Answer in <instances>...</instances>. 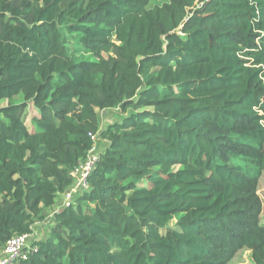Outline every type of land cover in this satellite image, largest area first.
Wrapping results in <instances>:
<instances>
[{
  "label": "trees",
  "instance_id": "trees-1",
  "mask_svg": "<svg viewBox=\"0 0 264 264\" xmlns=\"http://www.w3.org/2000/svg\"><path fill=\"white\" fill-rule=\"evenodd\" d=\"M263 173L264 0H0L11 264H264Z\"/></svg>",
  "mask_w": 264,
  "mask_h": 264
},
{
  "label": "built area",
  "instance_id": "built-area-1",
  "mask_svg": "<svg viewBox=\"0 0 264 264\" xmlns=\"http://www.w3.org/2000/svg\"><path fill=\"white\" fill-rule=\"evenodd\" d=\"M89 136L94 138V134L91 132H89ZM99 152V147L94 145L72 170L71 175L73 177V182L69 189L61 195L60 201L54 210H59L62 207L68 206L72 195H74L77 190L87 186V176L98 161ZM29 238V233L16 234L10 237L5 246L0 249V264H11L15 260L25 257L28 250H26V248Z\"/></svg>",
  "mask_w": 264,
  "mask_h": 264
},
{
  "label": "rangeland",
  "instance_id": "rangeland-1",
  "mask_svg": "<svg viewBox=\"0 0 264 264\" xmlns=\"http://www.w3.org/2000/svg\"><path fill=\"white\" fill-rule=\"evenodd\" d=\"M165 0H151V3H162ZM3 104H5V102H3ZM33 108L31 105L28 108V112H27V118H26V123L28 125L29 128H31V123H30V119L31 117L35 114V111L37 112V110ZM99 113V119L101 120V123L104 125L107 122H110L112 120L115 119V111L113 109H109L107 110V112L104 111H98ZM100 149V147H99ZM259 195L260 197L263 199V210H262V214H261V221L264 223V173L263 176L261 178L260 181V186H259ZM60 201V198H59ZM58 201V202H59ZM174 221H172L170 223V226H174ZM34 229H35V233L38 234L39 236H42L44 234V232L48 229L47 226V220H45L44 222H36V224L34 225ZM29 245V242H28ZM234 264H252L250 255H249V251L245 250V251H241L239 253L236 254V256L234 257L233 260Z\"/></svg>",
  "mask_w": 264,
  "mask_h": 264
},
{
  "label": "crops",
  "instance_id": "crops-1",
  "mask_svg": "<svg viewBox=\"0 0 264 264\" xmlns=\"http://www.w3.org/2000/svg\"><path fill=\"white\" fill-rule=\"evenodd\" d=\"M105 112H107V111H105Z\"/></svg>",
  "mask_w": 264,
  "mask_h": 264
}]
</instances>
